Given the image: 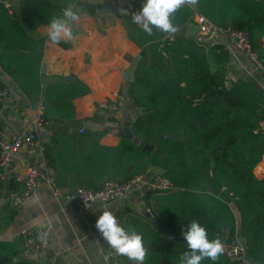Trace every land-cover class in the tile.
<instances>
[{
	"label": "trees",
	"instance_id": "obj_1",
	"mask_svg": "<svg viewBox=\"0 0 264 264\" xmlns=\"http://www.w3.org/2000/svg\"><path fill=\"white\" fill-rule=\"evenodd\" d=\"M193 2L195 6L185 0L170 15L176 30L194 22L196 15H204L217 25L246 31L264 62V0ZM62 5V0H18L11 7L0 2V64L34 102L41 99L47 37L36 38L32 32L54 17H63ZM127 30L131 41L144 50L129 90L130 99L142 111L132 129L141 140L157 142V146L149 152L123 137L117 146H106L99 140L105 131H97L90 134L84 149L71 148L69 163L48 147L46 154L58 184L64 165L72 172L80 171L81 182L93 187H99L100 178L124 181L145 175L151 166L165 169L163 176L176 190L155 194L153 199L163 221L172 227L173 237L135 220L142 234L145 264H178L181 253L190 254L182 231L194 219L207 229L209 239L219 238L223 244L215 261L205 257L200 264H251V259L264 263V178L252 176L264 152L260 131L264 128V88L257 77H228L232 52L225 41L206 39L199 33L187 37L155 26L149 35L132 18L127 20ZM58 43L64 45L62 39ZM4 86L0 84L1 89ZM89 90L82 81L55 78L46 87L43 114L59 128L66 127L65 121L75 117L74 99ZM167 131L183 135L160 140ZM57 134H62L67 145L71 135L63 129L56 130ZM212 183L229 199L214 195ZM240 235L248 246V263L233 260L225 252ZM22 242L0 243V264H22L13 262Z\"/></svg>",
	"mask_w": 264,
	"mask_h": 264
},
{
	"label": "crops",
	"instance_id": "obj_2",
	"mask_svg": "<svg viewBox=\"0 0 264 264\" xmlns=\"http://www.w3.org/2000/svg\"><path fill=\"white\" fill-rule=\"evenodd\" d=\"M15 1L18 0L0 2L11 7ZM62 1L65 5L66 0ZM186 1L195 6L193 0ZM112 2L116 0H78L74 12L79 18L70 22L71 38H60L64 41V45L50 40L47 23L41 24L32 32L36 38L47 37L41 64L43 87L39 101L34 102L27 98L0 64V84H5L3 89L8 92L6 96H0V130L3 137L10 138L15 133L29 130H35L38 136L35 145L21 147L9 163L2 168L0 175V243L16 244L18 241H23L20 234L22 229L29 228L36 233L44 228L48 229V243L44 251L30 252L25 249L24 244L18 245L21 252L13 256V262L22 264H140V262L129 260L125 255H112L113 248L101 233L93 231L97 217L104 210L116 213L124 222L126 229L134 228L137 231L135 220H138L150 225L163 235L173 237L172 227L163 221L153 199L155 194H167L171 191L145 195L140 188L135 187L109 203L94 202L86 210L80 211L73 208L65 199L56 198L47 181L43 179L32 198L21 202L14 200L15 195L21 193L23 189L22 184L14 178V173L20 170L23 164H37L48 174L55 175L54 168L49 164L46 154L48 147L52 148L50 150L52 153L59 154L65 163H69L73 157L71 148L79 150L87 147L91 133L105 131L99 139L100 143L106 146H117L122 137L112 127L130 118L134 121L137 117V110L131 108L126 102L124 107L116 113L101 105L110 102L115 92L124 93L127 84L124 78L125 70L138 54H144V50L134 44L128 36L127 20L132 18L131 14L99 7V4ZM129 3L139 10L143 0H128V5ZM188 25L176 30L173 34L185 36ZM212 39L227 42L222 37ZM227 44L232 52L228 62V77L230 79L242 76L257 77L264 88V77L233 44L229 42ZM55 78L82 81L89 86L88 93L74 99L75 117L71 120L83 123L82 128L66 124V127L59 128L56 123L51 128L33 125L32 120L36 111L43 110L46 87ZM3 89L0 88V91ZM112 116L115 117V121L110 120ZM60 129L71 135L67 145H65L66 141L61 139L62 134L55 135L56 130ZM61 171V184L58 185L64 193L85 184L81 182L84 175L80 171L72 172L67 165H64ZM252 176L255 180L264 178V152ZM98 181L101 185L104 180L100 178ZM174 190H176L175 187ZM148 212H151L156 220L161 221L165 230L154 225V221L147 216ZM236 216L238 217L237 212ZM142 264H145L144 261Z\"/></svg>",
	"mask_w": 264,
	"mask_h": 264
},
{
	"label": "built area",
	"instance_id": "obj_3",
	"mask_svg": "<svg viewBox=\"0 0 264 264\" xmlns=\"http://www.w3.org/2000/svg\"><path fill=\"white\" fill-rule=\"evenodd\" d=\"M4 1V0H0ZM78 0H66L62 10H71L74 12V8ZM119 6L128 8L133 15L138 11L135 9L132 3L128 0H116ZM69 23L72 22L71 17L66 18ZM195 23L198 25V33L206 39H212L215 37H222L227 42L233 44L235 48L240 51L246 59L250 61L253 67L264 77V62H262L254 50L250 37L246 31L234 29L231 26H221L210 21L206 16L198 14L195 17ZM8 94L6 89L0 91V96H6ZM125 96L122 91H117L112 95L110 102L102 103L101 105L110 111L118 112L125 105ZM35 127H53L55 122L52 118H48L43 114V110L36 111L32 120ZM264 127V122H263ZM38 141L37 132L35 130L23 131L21 133H15L10 138L3 137L0 130V175L2 174V168L5 167L12 157L23 146L32 147ZM144 175H135L124 181H116L112 179L104 180L99 187H93L87 184L79 185L74 190L64 193L54 175H50L37 164L25 163L21 169L14 173V178L20 182L23 186L21 193L16 194L14 200L21 202L24 199H30L36 194V190L40 182L45 179L50 186L52 194L58 199H65L75 209L80 211L86 210L92 203H109L120 195H123L135 187L141 189L143 194H153L156 192H165L174 190L172 182L165 178L163 175H155L149 179H144ZM117 219V222L124 225L121 218L112 212ZM93 231L99 232L94 227ZM100 233V232H99ZM23 237V244L27 251L41 252L44 251L48 243V229L44 228L39 233L34 230L26 228L20 232ZM226 254L233 260H237L240 263H248L249 260L246 257V253L242 244L238 241L225 249ZM112 255H122L117 253L115 249L111 251Z\"/></svg>",
	"mask_w": 264,
	"mask_h": 264
},
{
	"label": "clouds",
	"instance_id": "obj_4",
	"mask_svg": "<svg viewBox=\"0 0 264 264\" xmlns=\"http://www.w3.org/2000/svg\"><path fill=\"white\" fill-rule=\"evenodd\" d=\"M185 0H143L142 7L133 13V22L139 24L144 32L149 35L153 26L164 32H175L176 27L170 15L183 4ZM77 20L78 14L65 10L63 17H54L49 23L48 37L53 42H58L61 37L71 38L72 31L69 20ZM96 229L101 233L111 248L117 253L125 255L129 260L144 261L145 248L142 234L134 228H125L117 222L116 216L110 210H104L96 219ZM184 240L191 253H181L178 264H200L205 257L215 261L223 251V244L219 238H208L207 229L198 221L192 220L188 230L182 231Z\"/></svg>",
	"mask_w": 264,
	"mask_h": 264
},
{
	"label": "water",
	"instance_id": "obj_5",
	"mask_svg": "<svg viewBox=\"0 0 264 264\" xmlns=\"http://www.w3.org/2000/svg\"><path fill=\"white\" fill-rule=\"evenodd\" d=\"M99 7H105L107 9L113 10V11H119L121 13H125V14H131V12L124 7L119 6V4L117 2H112V3H102L99 4ZM131 16H133L131 14ZM198 33V25L195 22H191L188 25L187 31H186V35L187 37H190L194 34ZM143 53L138 54L134 60L131 62V64L129 65V67L125 70L124 72V78L127 80V84L125 86L124 89V96L126 98V103L131 107L137 110V116L141 115L142 111L134 104V102L130 99L129 96V90H130V84L132 81L135 80V73H136V69L138 67V64L140 62V60L142 59ZM43 70V69H42ZM132 121L133 118L122 121L117 123L116 125H114L112 127V129H115L117 134L120 137L123 138H127L131 141H133L135 144H137L138 146H140L143 150L146 151H153L155 149V147L157 146V142H153V143H146L143 140H141L133 131L132 129ZM65 124L68 126H73V127H78V128H82L83 127V123L80 122H76L74 120H66ZM263 134H264V128L260 130ZM183 135L182 131L179 132H171V131H167L164 132L160 135V140H165L168 138H173V139H179L181 138ZM165 173V169H161L158 168L156 166H152L150 169H148V171L145 173V175L143 176L144 179H149L152 176L155 175H164ZM210 190L214 195H221L225 200H228L229 198L226 196H223L222 194H220V192L214 187V184L212 183L210 185ZM147 216L150 217L151 220L154 221V225L161 229V230H165L164 226L162 225L160 220H156V218L151 214V212L147 213ZM238 241L242 244L245 253H248V246L246 244V241L244 240V238L240 235L238 236ZM251 264H255L256 261L255 259H251L250 260ZM260 264H264V263H260Z\"/></svg>",
	"mask_w": 264,
	"mask_h": 264
},
{
	"label": "rangeland",
	"instance_id": "obj_6",
	"mask_svg": "<svg viewBox=\"0 0 264 264\" xmlns=\"http://www.w3.org/2000/svg\"><path fill=\"white\" fill-rule=\"evenodd\" d=\"M234 210H235V207H234Z\"/></svg>",
	"mask_w": 264,
	"mask_h": 264
}]
</instances>
